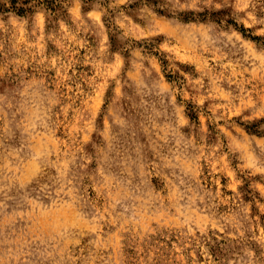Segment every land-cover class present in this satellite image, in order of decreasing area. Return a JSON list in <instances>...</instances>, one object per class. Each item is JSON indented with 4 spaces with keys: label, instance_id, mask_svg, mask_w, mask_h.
Returning a JSON list of instances; mask_svg holds the SVG:
<instances>
[{
    "label": "rangeland",
    "instance_id": "obj_1",
    "mask_svg": "<svg viewBox=\"0 0 264 264\" xmlns=\"http://www.w3.org/2000/svg\"><path fill=\"white\" fill-rule=\"evenodd\" d=\"M0 4V264H264V0Z\"/></svg>",
    "mask_w": 264,
    "mask_h": 264
},
{
    "label": "trees",
    "instance_id": "obj_2",
    "mask_svg": "<svg viewBox=\"0 0 264 264\" xmlns=\"http://www.w3.org/2000/svg\"><path fill=\"white\" fill-rule=\"evenodd\" d=\"M108 0H81L83 7L84 8H90L91 5L94 2H97L99 4L105 3ZM6 2L9 4L7 7L9 10L13 11L15 14L19 16H26L29 14L34 13L38 9H42L46 12L47 16L51 18H57L58 16H64L65 11L63 7V2L64 0H6ZM1 5V4H0ZM1 7V6H0ZM2 9V8H0ZM5 9V8H3ZM190 18H185V21H189ZM236 27V24H234ZM243 36L246 37V31L247 29L244 28L243 26H239L236 28ZM113 36V35H112ZM111 37V36H110ZM247 37L251 39H258L257 37ZM111 41H113V37L110 38ZM155 55L157 52L154 53ZM40 181L39 180L37 183L34 185V190H39L40 188ZM43 182L46 181V177L43 178Z\"/></svg>",
    "mask_w": 264,
    "mask_h": 264
}]
</instances>
